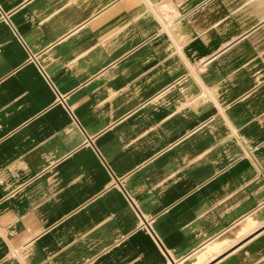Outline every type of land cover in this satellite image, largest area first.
Listing matches in <instances>:
<instances>
[{
	"label": "crops",
	"instance_id": "obj_1",
	"mask_svg": "<svg viewBox=\"0 0 264 264\" xmlns=\"http://www.w3.org/2000/svg\"><path fill=\"white\" fill-rule=\"evenodd\" d=\"M0 264H264V0H0Z\"/></svg>",
	"mask_w": 264,
	"mask_h": 264
}]
</instances>
